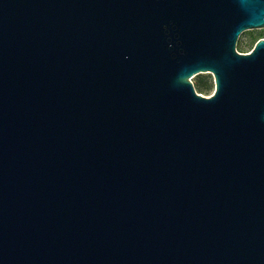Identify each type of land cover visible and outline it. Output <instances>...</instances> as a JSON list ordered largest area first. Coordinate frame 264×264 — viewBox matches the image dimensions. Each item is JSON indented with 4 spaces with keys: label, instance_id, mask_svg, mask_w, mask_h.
<instances>
[{
    "label": "water",
    "instance_id": "95a60500",
    "mask_svg": "<svg viewBox=\"0 0 264 264\" xmlns=\"http://www.w3.org/2000/svg\"><path fill=\"white\" fill-rule=\"evenodd\" d=\"M251 29L264 0H0V264H264Z\"/></svg>",
    "mask_w": 264,
    "mask_h": 264
},
{
    "label": "trees",
    "instance_id": "16d2710c",
    "mask_svg": "<svg viewBox=\"0 0 264 264\" xmlns=\"http://www.w3.org/2000/svg\"><path fill=\"white\" fill-rule=\"evenodd\" d=\"M261 37H264V30L263 31H249V38H248V47L250 49L253 47L254 43ZM241 50L245 51L244 45H239ZM195 90L199 93L208 94L213 89V80L210 74L204 75H197V78L193 84Z\"/></svg>",
    "mask_w": 264,
    "mask_h": 264
},
{
    "label": "rangeland",
    "instance_id": "374dc122",
    "mask_svg": "<svg viewBox=\"0 0 264 264\" xmlns=\"http://www.w3.org/2000/svg\"><path fill=\"white\" fill-rule=\"evenodd\" d=\"M264 29H251V30H245L243 32L240 33L238 39H237V43H236V50L239 51L241 50L239 48V45H244V49L242 50H245V51H239V52H249L250 51V47H248L247 43H248V38H249V31H263ZM204 74H208V73H204ZM204 74H198V75H204ZM211 75V74H210ZM212 77V75H211ZM197 78V75L193 76L190 80L191 82L194 84L195 80ZM212 80H213V77H212ZM213 92V89L208 93V94H203L205 96H209L211 93Z\"/></svg>",
    "mask_w": 264,
    "mask_h": 264
}]
</instances>
